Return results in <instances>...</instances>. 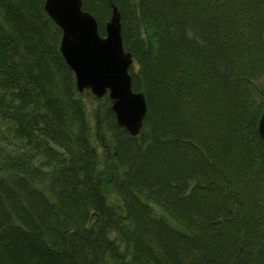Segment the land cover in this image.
<instances>
[{
  "label": "trees",
  "instance_id": "obj_1",
  "mask_svg": "<svg viewBox=\"0 0 264 264\" xmlns=\"http://www.w3.org/2000/svg\"><path fill=\"white\" fill-rule=\"evenodd\" d=\"M45 1L0 0V264H264V0H82L121 14L137 136Z\"/></svg>",
  "mask_w": 264,
  "mask_h": 264
},
{
  "label": "water",
  "instance_id": "obj_2",
  "mask_svg": "<svg viewBox=\"0 0 264 264\" xmlns=\"http://www.w3.org/2000/svg\"><path fill=\"white\" fill-rule=\"evenodd\" d=\"M45 6L62 28L60 49L75 71L79 92L87 89L97 98L109 94L118 124L137 136L148 103L143 92L133 90L130 67L134 59L123 44L117 7L107 23L106 35H101L95 16L84 9L82 0H46ZM259 129L264 138V113Z\"/></svg>",
  "mask_w": 264,
  "mask_h": 264
}]
</instances>
